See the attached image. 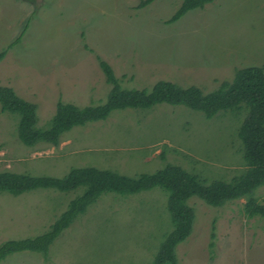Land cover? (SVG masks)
<instances>
[{"label": "rangeland", "instance_id": "obj_1", "mask_svg": "<svg viewBox=\"0 0 264 264\" xmlns=\"http://www.w3.org/2000/svg\"><path fill=\"white\" fill-rule=\"evenodd\" d=\"M0 0V85L36 104L43 127L58 101L104 102L111 89L99 59L121 86L150 89L158 80L203 92L236 69L264 67V0H212L167 20L181 0ZM17 40V42H16ZM248 107L211 118L182 105L113 111L76 126L57 147L25 146L17 116L0 108V172L63 177L93 166L127 176L177 165L203 182L230 181L244 169L239 128ZM82 191L0 193V243L40 236ZM264 204V185L254 191ZM168 193L159 187L104 193L50 244L46 255L20 251L0 264H153L172 229ZM244 199L211 207L196 197L191 234L175 249L177 264H264V217H248Z\"/></svg>", "mask_w": 264, "mask_h": 264}, {"label": "trees", "instance_id": "obj_2", "mask_svg": "<svg viewBox=\"0 0 264 264\" xmlns=\"http://www.w3.org/2000/svg\"><path fill=\"white\" fill-rule=\"evenodd\" d=\"M153 1L140 0L138 7H146ZM211 1L181 0L167 22H175L188 11L202 9ZM14 43L0 52V59ZM98 59L106 81L112 85L106 100L86 106L58 101L54 114L43 127L37 126L35 103L19 97L11 87L0 85L1 111L17 116V137L25 146L45 143L57 147L62 136L72 128L105 120L116 110H149L166 103L182 105L211 118L219 111L238 108L245 103L248 115L238 132L244 145L245 169L228 182L215 180L208 184L180 166L170 164L153 173L134 177L93 166L72 168L63 177L1 171L0 193L17 196L35 189L70 192L82 188V191L69 201L66 210L40 236L1 242L0 262L12 253L25 250L45 256L54 239L104 193L128 196L154 187L168 193L167 208L172 229L161 243L153 264H177L175 249L193 228L194 211L188 205L191 197L211 207L244 199L248 217H264V204L254 195L255 189L264 185V67L254 65L236 69L232 80L222 81L218 89L205 93L195 85L183 87L168 80H158L150 89H127L121 86L110 66Z\"/></svg>", "mask_w": 264, "mask_h": 264}]
</instances>
